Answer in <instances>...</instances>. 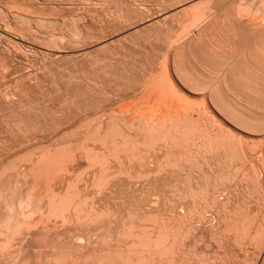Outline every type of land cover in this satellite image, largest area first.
Wrapping results in <instances>:
<instances>
[{
  "label": "bare ground",
  "instance_id": "obj_1",
  "mask_svg": "<svg viewBox=\"0 0 264 264\" xmlns=\"http://www.w3.org/2000/svg\"><path fill=\"white\" fill-rule=\"evenodd\" d=\"M259 2L258 6L256 5L257 3H255L256 7L254 5L255 8L250 18L244 20L238 19L239 21L234 23L235 29L233 28L232 31L235 30L236 32L234 35L236 36V44L234 46L237 47V57H235L236 55H234V53L233 55L235 57L234 61L235 59L237 61L231 63L232 58L228 56L229 59L227 58V63L220 66L222 67L219 74L221 77L217 80L220 84L217 83L218 88L216 90H218V92L222 91L220 95H223L225 99L222 98V96L220 99L222 98L228 102L226 104L223 103V106L229 105L230 102L234 103L232 98L235 96L234 100L236 99V103L230 104V106L233 105L235 109L233 110V108L230 107V109L233 110V114H231L232 112H230V109L228 110V105L224 107L227 109H223L219 104L214 102L218 106L217 111L219 109L221 110V108L228 111H225L226 113L222 112L223 110L217 112L212 102L216 99L211 101L210 98H206L208 102L205 104L204 108L202 107L203 113L200 111L201 108L199 110L196 107L200 111L199 115L203 114V116H196L197 118L195 119L191 117V114L195 113V111H190L191 114L185 112L174 115L164 111L165 113L157 116L156 112L159 109L155 105L148 109L141 108L137 116L130 119L121 118L120 114L116 116L113 115L114 113H111L109 114L110 117L106 120L99 121L98 124L95 125V129L86 128L81 132L77 131L80 133L78 139H71L74 142L66 141L67 143H65V146H63V143V145H56L54 141L55 137L53 138L54 143L52 146H50L52 144L50 142H53L51 140L49 142L50 144H46L49 146L44 147L43 145L40 147L42 145L40 143L43 141L38 143L40 140L37 139V142L35 138L38 144L31 143L35 142V140H33L35 136L31 137L33 134H29L28 137H30L28 138L26 137L27 134H25V137H22L23 139L18 143L0 151V154H3L5 151L3 155H0V264H264V143L261 142L258 151L254 152L251 151L253 150V148L250 147L251 145H248V149L245 144L248 142V139H250L249 137L252 136L264 139V1L262 0L260 3ZM246 11L247 9L245 12ZM233 17L235 16L233 15ZM229 23L230 22H228V24ZM222 27L220 28L222 29ZM79 33L77 34L78 36ZM77 35L75 34V36ZM247 38L249 41L251 40L250 44L252 43V48L248 47V49H246V41L249 43ZM189 46L191 45H188V47ZM184 47H186L185 49L190 48H187V46ZM194 47L198 48L197 46ZM201 54L203 56V53ZM233 55L231 54V57ZM211 57H214V55H211ZM198 61L199 60H197V62ZM200 62H202V60ZM223 62L225 63V61ZM219 64L221 65V63ZM202 65H200V67ZM198 76L196 77L198 78ZM169 79L170 78H168V80ZM195 85L197 84L195 83ZM219 85L221 90H219ZM208 88L209 87H207V89ZM134 89L136 90V88ZM205 89L206 88L203 90ZM210 91L212 90L209 89V92ZM214 93L217 92H213V94ZM229 93L230 97L232 94L231 99L227 97ZM207 96H209V94ZM181 98L182 96L178 95V99L181 100ZM222 99L221 101L225 102ZM185 106H189L187 105V101ZM185 106L183 105V107ZM135 108L137 109V107ZM177 111H179V109ZM29 112L31 111L29 110ZM234 113H236V115H234ZM124 114L125 113L121 116H124ZM127 115L125 114L126 117ZM116 117H118V119ZM46 118L47 117H45V119ZM260 121H263V124ZM22 122L25 123L24 121ZM79 124L82 125V123ZM68 125H71V121ZM82 126H84V123ZM19 127H21V125ZM19 129L20 128H18V130ZM75 129L78 130L79 128ZM19 132L20 131H18V134H20ZM63 136L65 137L64 134ZM241 136H245L248 139L244 137V139H242ZM57 139L59 140V138ZM260 140L262 141V139ZM96 143L98 146H96ZM189 145L194 146L191 148ZM143 150L149 153L152 152L150 155L146 152L148 159L144 155L143 156L148 162L152 158L151 161L156 168L153 165V168L149 165L150 161L149 163L147 162L148 169L144 168L143 172L142 169L140 171V168L137 167L139 171L136 172L134 166H138V164H136L135 160H137L139 164H142V162H144L141 161L142 158L145 159L141 154H145V152H141ZM191 151H193L194 154ZM191 156L196 160H193ZM17 158H21L20 160L22 162L17 160ZM110 158H113L114 163L118 161L115 170L113 168L114 163L112 167L109 164L112 160ZM160 159H165V161ZM130 160H132L131 162L134 161L136 165H132L131 163L129 164L130 166H126ZM238 160L249 163V168L251 169L244 166L245 163L243 166L239 164ZM190 161H193L195 165L197 164V166L194 165L195 167H198L199 164L201 166H206V168L202 167L206 170L204 172L201 171L202 168L199 165L201 170L196 168L200 170L196 171L202 174L200 173L198 175L194 173L195 175H193L191 172L185 174V172H183L185 167L188 166L187 169H189L191 166V171L195 169ZM172 162L177 165H174ZM161 163H164L165 166L162 164L164 169ZM166 164H168V166H166ZM169 165H174L173 167L176 168L177 171V166H179V171L180 168L184 167L182 172H173L176 175L177 173H183L182 175L185 176H176V179L177 177H181L185 179V182L188 180V182L185 183L183 179H179L185 184H180L181 186L179 187H181V189L179 190H182V185H184L186 190H189L187 195L192 194V197L194 195L190 192H194L203 204L202 202L200 205L197 202L191 201L194 197L188 198L187 196L185 198L186 195L184 196L183 193L185 194L186 190L184 191L183 189L184 192L181 191L183 193L180 194L183 195L184 198L180 196V200L178 199L179 197H176L175 200H170V202L168 200L167 203L169 202L171 204L166 203L167 205L165 202L160 201L165 206H168V211H165L166 208L164 205L159 203V200L155 197L152 201L149 199L151 202V204H149L150 206L143 207L138 215L136 208H138L137 206H139L140 202L136 200L137 194L135 195L138 182L140 179H145L144 181L148 182L150 185L149 187L152 186L151 189L152 191L154 190V194L156 190L157 192L161 190H158V185H164L162 186L163 188L160 187L163 190L172 181L171 177L168 176L169 172L165 173L162 171L166 170L165 168L168 169ZM237 165L247 167L249 171L252 170L250 172L248 171L249 174L244 171L250 176H248L250 179L251 176H253L254 180L251 179L252 181L247 177L251 184L249 181L247 183L245 179H243L245 176L242 177L245 175L242 173L244 168L242 169V167L239 166V170ZM96 166H100L99 169H95ZM226 166L228 169L233 170L231 171L236 174V177L241 172L242 174H240L241 176L239 175L237 180L241 179L243 180H240L242 183L246 182V185L250 184L249 189L256 182L257 187L253 186L252 188L255 190L257 188V191L259 190L260 192V194L257 191L255 192L260 195H257L258 198L256 197L257 202L255 201L253 203L250 200L251 203H249L248 200V202L244 201V197L241 198V194L246 191L248 192V190L244 191L245 188H247L245 185V187L242 188L244 190L240 188L242 183H239V187L236 185L234 188L233 186H231L232 188L229 186L224 187L228 175L223 177L222 174H224V172L222 173V170L229 172L227 168L226 170L223 169ZM173 167H169V169L173 171ZM160 169L161 173L164 172L165 176H168L171 181L167 180L164 176H161V179L157 178L158 180L154 178L159 175L160 172L158 171ZM10 170H12L11 173H9ZM110 170L113 171L111 172ZM196 171L194 170L193 172ZM231 171L228 174H231ZM132 172H136L135 176L138 177L137 180L134 179L135 176L134 178L130 176ZM154 172H158V174H155L157 176L151 175L154 174ZM122 174L126 175V178L123 177L129 181L122 179V176H120ZM144 174L146 175L144 176ZM118 175L121 180H117V178H119ZM232 175L228 178H231V182L234 177ZM141 176L145 178L142 179ZM172 178L175 181V175L174 177L172 176ZM209 178H211V180H209ZM133 179L135 181H133ZM131 180L137 182V184L134 186V183L131 184ZM235 180L236 179L233 180V184H235ZM130 181L131 183H129ZM144 181L142 182L146 184ZM231 182H229V185L232 184ZM252 182H254L253 185ZM172 184L175 183H171V185H168V188H166L169 189ZM178 185L179 184L174 187L172 186V188H176ZM252 188L250 189L251 192ZM111 189L113 193L116 192V195L118 192L122 194L124 190L128 193L129 198L128 200L126 198L127 202H123V204L120 203L121 206H117L113 208V210L112 207L114 206H110L108 203L109 201H107L109 197L108 192ZM176 190L178 191V189ZM239 190H242L240 197L238 195L240 193ZM137 191H139V189ZM161 193L162 192L159 194ZM111 194L109 193V195ZM168 195L170 194L168 193ZM246 195L245 197H248L247 199L253 197V195L251 196L250 194V196ZM242 196H244V194ZM173 197H175L174 193ZM198 198L195 197V200L197 199L198 201ZM143 199L139 200L141 201ZM182 199H185V201H181ZM135 200L136 203L138 202V205L134 204ZM196 203L198 206L200 205L203 207L201 208L199 206L202 210L196 206ZM193 205L198 207V209H196L199 211H195ZM142 206L144 205H141V207ZM137 210L140 211L139 208ZM110 213L115 216H111V221L112 217L114 219L116 218L115 221L111 222L110 219H108L109 217H106L107 220L105 219L107 214L111 215ZM209 213L211 216L213 215L212 218L210 216L211 219L209 218ZM131 216L138 217L136 223H138L139 217L146 223L140 221L139 224L144 223V225L137 227L139 230H136L134 225L131 224V226L133 225V229L138 232H128L125 234L123 233L125 227L122 228L123 225L126 224L124 221L126 219L124 217H129V220L127 219L126 221L132 222L134 220L132 222L134 223L136 218L130 219ZM123 218L124 220H122ZM120 220L124 222L122 225H119ZM128 227L129 226L126 228ZM125 231H128V229ZM197 232H199L198 235L200 234L198 238H200L202 234H207L206 236L210 237L207 239L204 235L202 236L208 240L209 243L207 244L212 246L211 252L208 251L210 253L209 255H205L206 257H204L203 251V253L201 252L203 255H195L196 253L191 252V249L195 246L194 243L202 239L197 238L198 240H195L196 237L194 238V236H196L195 234H197ZM197 244L199 245L200 243ZM207 244H202V246L204 249L205 246L206 248L209 247V250L210 246L208 245L207 247ZM193 250L195 252V249ZM192 254L195 256L192 257ZM196 257H198L196 259L198 261L193 259ZM194 260L196 262H194Z\"/></svg>",
  "mask_w": 264,
  "mask_h": 264
},
{
  "label": "rangeland",
  "instance_id": "obj_2",
  "mask_svg": "<svg viewBox=\"0 0 264 264\" xmlns=\"http://www.w3.org/2000/svg\"><path fill=\"white\" fill-rule=\"evenodd\" d=\"M259 1L260 0H0V96H1L0 97V151H3L8 146L11 147L13 146V144L18 143L21 139H23L22 137H25V134H27L26 137H28L29 134L30 135L33 134L31 135V137L35 136L33 140H35V138L36 140L37 139L40 140L39 142L37 140L38 143L43 141L44 143L43 142L40 143L42 144L41 146L39 145L40 147H42L43 145L44 147L49 146L46 144H48L51 140L53 141L54 140L53 138L55 137L56 138L54 141L56 142V145L63 143L64 145L63 144L62 145L65 146V143H67L66 141L74 142L73 140H76V138L78 139L80 135V133L78 132H81L86 128L93 129L95 125L98 124L99 121L106 120L108 117H110L109 114L111 113L112 114L114 113L113 115L116 116H119L118 114H120L121 118L130 119L137 116L138 111L141 108L148 109L156 105L159 109L158 110L159 112L158 111L156 112L157 116L165 113L164 111H166V113H169L171 115L177 113L182 114L185 112L190 113V111L192 112L195 111V113H192L193 115L190 113L191 117L195 119L201 115V114L199 115L200 111H202L203 113V108L205 104H207L208 98H210L211 101L216 99L215 101L212 102L219 104L223 109H227L224 107L227 106L228 104L223 106V103L226 104L228 102L224 100L225 98L223 95H220L222 91L218 92V90H216L218 88L217 83L220 84L219 81H217L221 77L219 74L222 67L220 66L226 64L227 58L229 59V57L232 58L231 63L237 61L236 59L234 61V58L237 57L236 55L237 47L234 46L236 44V36H234L236 32L235 30L232 31L233 28L235 29L234 23H237L239 20L250 18L252 16L253 9L256 7V5L258 6ZM255 3L257 4L255 5ZM246 9L247 11L245 12ZM249 10L252 11L250 12ZM232 14L235 17H233ZM227 21L230 23L228 24ZM197 25L199 28L197 27ZM220 27H222V29ZM78 33L79 36L77 35ZM75 34L77 36H75ZM248 38L247 40L249 41V39L251 38L249 39ZM192 40L194 41V43ZM251 40L249 41V43H247L246 41V47H247L246 49H248V47L252 48L251 47L252 43L250 44ZM182 42L184 45L182 44ZM187 44L191 45L189 46L191 49L188 47ZM184 46H187V48L189 49H185L186 47ZM194 46H197L198 48ZM201 53H203V56ZM233 53L234 55H236L235 57ZM231 54L233 55L232 57ZM211 55L212 56L214 55V57H211ZM192 57H194L195 59ZM197 60L199 61L197 62ZM201 60L202 62H200ZM195 61L197 62V64ZM223 61H225V63ZM218 62L221 63V65ZM202 64H205L206 66ZM200 65L202 66L200 67ZM188 71L190 72V74ZM196 76H198V78ZM168 78L170 79L168 80ZM195 80L198 82H196ZM213 82H215L216 84ZM195 83L197 85H195ZM207 87L209 88L207 89ZM134 88H136V90ZM204 88L206 89L203 90ZM209 89L212 90L210 91L211 93L209 92ZM219 90H221L220 85H219ZM213 92H217V93H214L215 94L214 95ZM208 94L209 96H207ZM178 95L182 96L181 98L182 101L178 99ZM221 96L222 98H224L221 99L224 100L225 102L221 101L220 99ZM227 97L231 99L232 94L230 97V93H229ZM234 98L235 96H233L232 98V101L234 103L230 102V104L236 103L235 102L236 99L234 100ZM186 101H187V105H189L190 108L189 106H185ZM215 103H214L215 105L214 108L217 111L218 106ZM230 104L227 106L228 110L230 109V107L233 108V105L230 106ZM183 105L185 107H183ZM135 107H137V109ZM196 107L199 110L201 108V110L199 111ZM222 108L221 110L219 109L220 112L223 110ZM178 109L179 111H177ZM184 109H186L187 111ZM29 110L31 112H29ZM219 110L217 112H219ZM233 110L235 109L233 108ZM233 110L230 109V112H232L231 114H233ZM225 111L226 110H223L222 112ZM123 113L129 115H127V117L125 116V114L124 116H121ZM234 115H236V113H234ZM201 116H203V114ZM45 117L47 118L45 119ZM116 118L118 119V117ZM22 121H24L25 123H23ZM70 121H71V125H68L70 124ZM263 121L260 122L263 124ZM28 122L31 124H29ZM79 123H82V125L84 123V126H82ZM20 125L21 127H19ZM18 128L20 129L18 130ZM75 128H79V129L76 130ZM44 129L47 131H45ZM71 129L74 130L72 131ZM17 130L20 131L19 132L20 134H18ZM64 131L67 134H65ZM63 134L65 135L66 138L63 136ZM57 135H59L60 137ZM241 137L242 139L244 138L248 139L245 136H241ZM57 138H59V140ZM249 138L250 139H248V142L250 144L247 141H246L247 143H245L247 148L248 145H251L250 147L253 148V150L251 151L253 152L258 151V148L261 146V142L264 143V139L260 137L255 138L253 136ZM260 139H262V141ZM36 140L35 142H31V143H37ZM54 141L50 142L52 143L50 146L53 145ZM96 146H98L97 143ZM193 146L194 145L190 147L192 148ZM193 151L191 152L194 154ZM141 152H145V154L141 153L142 157L148 156L146 155V152L148 151L143 150ZM4 153L5 151L3 152V154ZM151 153L152 152L150 153L148 152L147 154L150 155ZM20 159L17 158V160ZM110 159L113 160V158ZM147 159L142 158L141 161L144 162L146 161L145 163L142 162V164H139L138 161L135 160L136 164H138V166H134L136 168V172L139 171V168L140 171L142 169L143 172H144V168L148 169ZM192 159L194 160L195 158L193 157ZM112 160L110 163L108 162L111 165V167L112 164L114 163V160L113 161ZM131 161L132 160H130L128 164H126V166H130L129 164L131 163L132 165H136L134 164L135 163L134 161L133 162ZM162 161H165V159ZM238 162L239 164H242V166L244 165V163H245L244 166H247L248 168L250 166L249 163H247L246 161L238 160ZM172 163L174 164V162ZM190 163H192L193 168H195L193 169V171L194 170L200 171L201 170L200 167L206 168V166H201L200 164H199L200 167L199 165L198 167H195L197 166V164L195 165L193 161H190ZM117 164L118 161L117 162L115 161V163L113 164L114 170L117 168ZM162 164L164 165V163H161V166L163 168ZM168 164H166V166H168ZM149 165H151V167L152 165L154 166L152 161L149 163ZM174 165L172 166L169 165V167L171 168ZM239 166L242 167L241 165H237V168ZM96 167L95 169H99L100 166L98 168ZM137 167H139L138 170ZM154 167L156 168V166ZM169 167L168 169L165 168L168 171L166 170H162V171H164L165 173L169 172V175L168 174L166 175L171 177L172 181L169 179L168 176L167 177L165 176L164 172L161 173V169L158 171L161 173V174L159 173L158 176L155 175L156 173L158 174V172H154V174L150 173L151 175L157 176L154 177L156 178V180H158L157 178L161 179L160 178L161 176L166 177L167 180L171 181L170 184H168L169 186L171 185V183H175L172 184L173 187L179 184L178 187L176 186V188H172L171 186L169 189H167L168 185L167 186L165 185L167 188L165 187L163 190H162L163 188L162 186L164 185L162 186L158 185V190L161 189L158 192L159 193L162 192L161 194H159L157 190L154 194V190L152 191L151 189L152 186L149 187L150 185L148 184V182L144 181L145 179L143 178L145 177L143 176H141L143 180L140 179L139 181L140 183L138 182V184L141 185L142 187L139 186L137 182H133L135 181L134 179L137 180L138 177L135 176L136 172L130 173V176L132 178H134L135 176V178L133 179V181L131 180L132 183L131 181L129 183L131 184L134 183L133 184L134 186L135 184H137L136 188L137 190L139 189V191L136 190L135 192V195L137 194L136 196L138 197V199L136 197V200L140 202L139 204L140 207L141 205H144L141 208L137 206L140 209V211H138L137 210L138 208H136V212L138 215L140 214L141 209H143V207L145 208L149 204H151L149 199L152 201L156 197L159 200V203L163 201L166 204L168 200L170 202V200L173 199L175 200L176 197H179L178 199L180 200V196L183 197V195L184 196L186 195L185 198L187 196L188 198L191 197L192 194L187 195V192L189 190H186V187L184 186L185 184L179 180L181 177L179 178L177 177L176 179V176L185 177L182 175L183 173L181 174L177 173V175L173 173L180 171L182 172L183 171L182 169L184 167L180 168V171L178 168L179 166H177L178 171L174 167L172 168L173 171H171ZM187 167H185L183 171L185 172V174L191 172L193 175H195L194 173H197V171L196 172L191 171L192 170L191 166L189 167V169H187ZM240 167L238 168L239 170ZM247 167H242V169L243 168L244 169L241 170L242 173L245 174L242 176V177L245 176V178L243 179H245V181L248 183L250 179L249 178L250 176L248 175L249 174L248 171L251 168L248 169ZM196 168H199L200 170ZM205 168H202L201 171L204 172L206 170ZM226 168L227 166L223 169L226 170ZM227 170L230 172L232 169L227 168ZM11 171L12 170H10L9 173H11ZM110 171L112 172L113 170ZM232 171L231 174H228L229 172L222 170V173L224 172V174H222L223 177H225V175H228L227 177L229 178V176L233 174L232 176L234 177L232 179V182L234 179H236L235 184H233L231 182V178L230 179L227 178V181L225 180V183L228 184L227 185L225 184L226 186L224 185V187L233 186L234 188L235 185L239 187L240 186L239 183L240 184L242 183L241 181L243 180L241 179L237 180L239 178V175L242 173L240 172L239 175H237L236 177L235 176L236 174H234ZM244 171L247 172L248 174L245 173ZM200 173L198 172L197 174L199 175ZM172 174L175 175L174 178L175 181L172 178V176L174 177V175ZM145 175L146 174H144V176ZM120 176H122L121 177L122 179L126 180L125 179L126 175L122 174ZM120 176L119 178H117V180L119 179L121 180ZM182 179L183 178H181V180ZM251 179L254 180L253 176H251ZM251 179L250 181H252ZM183 180L185 182V179ZM209 180H211V178H209ZM228 180L233 185L232 184L229 185ZM142 181H144L146 184H144ZM187 182L188 180L185 183ZM246 182L242 183L240 188L242 189L246 186L247 188H245V190L244 189L242 190L244 191L248 190V192L247 191H246L247 193L244 192L243 193L244 196H242L243 195L241 194L242 190H239L240 193L238 192L239 193L238 195L240 197L241 194V198L244 197L243 198L244 201L246 202L249 201V203L251 202L254 203L258 198L257 197L258 193L257 194L255 193L257 191L256 182L255 181H254L255 183L252 182V185L254 183L253 186H256L254 187L256 188V190L253 189L252 188L253 186L251 185L253 193L250 190L251 188L249 189L251 182L249 185L248 184L246 185ZM180 184H184L182 185L183 186L182 190H179L181 189V187H179L181 186ZM140 187L142 190L140 189ZM176 189H178V191ZM183 189L184 191L186 190L185 194L183 193L184 192ZM174 190H176L177 193ZM257 192H259V190ZM109 193L112 194L109 195ZM124 193L127 192L123 190L122 194H119L118 192L119 195L118 194L116 195V192L113 193L112 189L109 190L108 192L109 200L107 199V201H109L108 203L110 204V206H114L112 207V210L117 206H121L123 202H127V200L129 199L128 193L123 195ZM168 193L170 195H168ZM173 193L175 197H173ZM180 193H183V195H181ZM190 193H193L194 195L191 197V198L194 197L193 198L194 200L190 198L191 201L197 202L198 204L202 202L194 192H190ZM246 194L247 195L250 194L251 196L253 195L252 197L253 199L252 198L247 199L248 197H245ZM156 195L158 196L160 195L159 196L160 199ZM195 197L198 198V201L197 199L195 200ZM139 199H143L141 200L142 202ZM136 200L134 201L135 203L134 202L133 203L138 205V202L136 203ZM181 201H185V199H182ZM197 203L196 206H198ZM196 206H194L195 211H199L197 210L199 206L198 207ZM164 207L166 208L165 211H168L167 209L168 206L164 205ZM200 207L199 209L203 208ZM110 214L111 215L107 214L105 216L106 220L109 217L108 219H110L111 221V216L115 217L112 213ZM210 216L211 214L209 213V218ZM113 217H112V221H115L116 218L114 219ZM124 218L126 220L127 219L129 220V217H124ZM124 218L122 220H124ZM132 218L134 219L136 218L134 223H132L134 220L133 221L131 220L132 222L124 220L126 222V224L124 225L126 226L123 225L122 228L125 227V230L128 229V231L122 229L124 230L123 233L125 234L128 232L136 233L138 232L136 230H139V228L137 227H141V225H144V223L139 224L140 221L141 222L144 221L141 220L140 217L138 219V223H136L138 217L131 216L130 219ZM122 220H120L119 225H122V223H124L122 222ZM131 224L134 225L136 230L133 229L132 227L133 225L131 226ZM127 226L129 227L126 228ZM198 233L199 232H197V234H195L196 236H194V238L196 237L195 240H198L200 238L202 239L198 240L199 242L196 241L194 243L195 246H193L194 248L191 249L192 250L191 252L196 253L195 255L204 254V257H206L205 255H209V253L212 250L211 249L212 246L210 244H207L209 243L207 239L210 237L206 236L207 234L205 235L202 234V236L204 235L205 238L207 237V239L203 238L202 236L198 238L200 235V234L198 235ZM204 239L207 241H205ZM197 243L207 244V247L209 245L210 249L208 250L209 247L206 248V246L204 249L202 244L198 245ZM193 249H195V252ZM194 256L192 254V257ZM198 257L193 259L196 260ZM195 260L194 262L198 261Z\"/></svg>",
  "mask_w": 264,
  "mask_h": 264
}]
</instances>
